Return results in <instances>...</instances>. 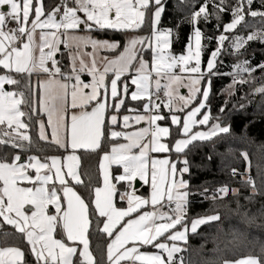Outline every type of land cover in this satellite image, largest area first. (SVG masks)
Returning a JSON list of instances; mask_svg holds the SVG:
<instances>
[{"label":"snow or ice","instance_id":"1","mask_svg":"<svg viewBox=\"0 0 264 264\" xmlns=\"http://www.w3.org/2000/svg\"><path fill=\"white\" fill-rule=\"evenodd\" d=\"M253 3L254 0H236L231 6L228 0L218 3L206 0L194 13L193 21L201 18L208 21L212 15L219 20L220 12H231V21L223 26L224 33H231L245 21L246 15L264 18V11L253 10ZM161 4L162 0H71L69 6V0H62L46 14L43 0H36L35 4L34 0H0V66L9 73L0 75V145L19 148L20 142H32L29 123L22 119L26 115L31 119V115L22 110L27 103L25 92L4 88L5 84H20L11 73L26 77L28 88H32L34 74L48 76L37 82L36 88L43 89V110L59 147L65 150L70 147L73 152L78 149L96 151L106 137L126 141L114 144L103 154L99 165L102 186L93 188L88 202L66 179L70 177L75 184L83 183L78 172L79 157L75 154L64 158L66 165L58 157H46L45 162H41L40 158L31 156L27 164L20 162L18 154L12 162L0 160V228L10 225L23 236L35 264H97L90 250V215L96 216L98 224L102 223L101 231L109 238L107 264H185L184 258L178 257L185 251L178 242L186 243L189 231L196 233L199 226L220 220L219 214L197 217L191 220L189 227L190 192L188 181L184 179V174L189 173L188 160L185 158L183 167L178 169L177 162L170 157L159 159L151 154L173 151L181 154L195 141L230 132L229 126H222L218 117L211 116L208 106L211 76L217 74L213 69L218 57L226 51V41L231 40L230 47L239 53L250 41H264V29L246 37L237 34L230 38L220 34L217 47L203 70L201 41L202 38L210 41L213 37H204L196 27L194 45L188 44L187 54L173 55L168 51L171 31H160L156 27L164 11ZM210 4L214 5L215 13L209 12ZM260 4L264 7V0H260ZM150 8L154 9L151 14L154 39L135 37L122 46L118 41L75 34L82 25L89 31L139 29ZM9 24L15 26L9 27ZM62 44L73 53L68 73L62 71L56 59ZM145 45L151 50V61L143 58ZM87 48L92 51L84 52ZM100 51L113 55L111 58L102 56L98 61ZM259 67L264 68V64ZM235 68L234 83H246L240 74L255 70L247 60L237 63ZM177 69L189 75L178 74ZM81 74L90 75L91 83H85ZM125 76L127 80L122 79ZM129 84L135 86L134 91H129ZM181 87L188 88V96L180 93ZM88 89L90 91H86ZM256 91L264 93V86ZM129 96L132 101H144L142 111L146 114L133 109L134 116L122 115L123 127L127 129L133 123L147 126L131 132L107 131L108 125L114 128L121 123L120 109L125 108ZM162 104L171 114V123L180 130L181 138L171 143L161 142L162 137L171 134L169 127L159 123L167 118L160 111ZM210 120L215 122L210 124ZM197 125L208 126V130L193 131ZM38 127L40 139L47 140L45 122L39 121ZM242 155L248 160L247 153ZM113 166L122 168V173L115 174ZM248 167L250 171V161ZM30 170H34L35 175L30 174ZM233 174H236L235 169ZM137 179L150 184V198L136 195L134 182ZM247 183L255 192V181L249 177ZM219 192L226 196L229 189L222 187ZM121 201L126 206H118ZM147 206L152 210L142 211ZM57 230L62 239L56 238ZM66 241L72 242L71 245ZM145 246L157 251L142 250ZM0 264H27L24 250L17 246L0 247ZM223 264H264V255L249 254Z\"/></svg>","mask_w":264,"mask_h":264},{"label":"trees","instance_id":"2","mask_svg":"<svg viewBox=\"0 0 264 264\" xmlns=\"http://www.w3.org/2000/svg\"><path fill=\"white\" fill-rule=\"evenodd\" d=\"M206 0H163L164 8L161 14L159 27L169 29L173 36V43L178 39L187 42L194 28L193 15ZM218 3L219 0H216ZM236 0H228V4L234 6ZM59 0H44L46 11H50ZM253 10L264 11L260 0H254ZM209 12L215 13L214 5H209ZM247 11V9H245ZM149 10L143 25L133 30L145 35L153 31L151 14ZM231 12H220L219 20L215 15L208 21L202 18L197 21L204 37H213L212 40L204 38L203 61L206 65L211 51L217 47V38L223 31V26L231 21ZM219 24V27H218ZM264 29V18L248 15L245 21L234 31L242 35H248L254 30ZM93 34L100 38L115 39L122 46L125 45L126 30H98L93 29ZM217 60L211 76L212 89L208 106L213 118L218 117L222 126H229L230 132L220 134L210 140L195 141L184 153L181 159H187L189 173L187 181L190 195L188 197L187 218L191 222L193 218L219 214L220 220L201 225L196 233H190L185 244V251L178 255L184 258L185 264H223L224 261L239 259L243 256L264 255V93L256 90L264 86V68L259 63L254 71L244 74L246 83L238 82L234 93L224 97L225 86L234 80L232 61L242 53H233L227 48ZM245 54L258 53L264 61V41H252L243 51ZM63 69L68 68V57L61 53L58 58ZM4 69L0 67V71ZM20 80L19 85H12L16 91H24L27 103L22 110L31 115L28 119V134L31 136V144L20 142L21 147L14 148L10 145H0V160L9 162L17 154L24 158L37 155L41 160L51 155L62 154L65 150L50 140L40 139L38 133V115L34 112V78H31L32 88L26 87L28 79L24 76L11 73ZM221 108L224 110L221 111ZM215 120H210V124ZM208 127V126H206ZM177 126L171 125L169 141L180 137ZM112 139L106 137L100 149L96 151L80 150V172L82 184H75L79 194L86 202L92 199V190L101 182L99 163L101 156L109 150ZM242 153L248 154L245 160ZM177 154V153H176ZM249 161L251 170L249 171ZM233 169L236 174H233ZM251 177L255 181L256 191L247 183ZM222 187L229 189L228 195L219 192ZM215 197V198H214ZM91 211V210H90ZM92 225L89 230L91 248L96 257L97 264H107L106 247L109 238L101 231L102 223L98 224L97 218L90 215ZM103 220V218H100ZM2 246H18L25 252L27 264H34V256L29 252V246L23 236L12 226L4 224L0 228Z\"/></svg>","mask_w":264,"mask_h":264},{"label":"rangeland","instance_id":"3","mask_svg":"<svg viewBox=\"0 0 264 264\" xmlns=\"http://www.w3.org/2000/svg\"><path fill=\"white\" fill-rule=\"evenodd\" d=\"M162 2H163V0H162ZM71 6V5H70ZM161 6L163 7V5L161 4ZM5 10H7V6H5ZM246 11V10H245ZM247 12V11H246ZM80 15L83 17V13H80ZM246 16H248V15H246ZM245 16V17H246ZM160 31H167V30H169V29H163V28H160L159 27V25L158 26H156ZM196 27H198V25H197V21L196 22H194V28H193V31H192V33H191V35H190V38H189V40L187 41V42H184L183 40L181 41V45L178 47V48H176V49H174V46H173V36L171 37V40H172V43H171V48L170 49H168V51H170L173 55H177V56H179V55H186L187 54V51H188V48H187V46H188V44L189 43H192L193 45H194V33H195V28ZM238 27V26H237ZM236 30V29H235ZM235 30H233V32H231V33H224V31H222V33L221 34H225V35H228L230 38L231 37H234L235 35H237V34H239V33H235L234 31ZM262 30V29H261ZM127 31V33H126V43H127V41L129 40V39H131V38H135V37H152L153 39H154V37H153V33H154V31H155V28L153 27V31H152V33L150 34V35H145V34H140V33H138V32H134L133 30H126ZM202 31V30H201ZM257 31H260V30H254V31H252V32H250L249 34H251V33H253V32H257ZM203 33V32H202ZM75 34H77V35H91V36H93V37H95V38H97V39H101V40H109V41H117V40H114V39H110V38H100V37H98V36H96V35H94L91 31H89L88 29H87V27L86 26H84V25H82L81 26V29H78V30H75ZM239 35H241V36H247V35H242V34H239ZM219 37V36H218ZM37 41L39 42V32H38V34H37ZM252 41H250V42H248V44H246L245 46H244V48L243 49H241L240 50V52L239 53H242L241 55L242 56H239V58H236L234 61H232V66H233V70H232V73L234 74V73H236V68H235V65L237 64V63H240V62H242V61H245V60H247L248 62H249V65L252 67V68H256V66L259 64V63H262V64H264V61H263V59H262V57L258 54V53H256V52H253V53H251V54H245L243 51H244V49L251 43ZM73 43H75V42H73ZM230 43H231V40H229L228 42H227V48H230L231 50H232V52L233 53H236L237 54V52H236V50L235 49H233V48H231L230 47ZM201 44H202V56H201V61H202V63H201V67H202V69L203 70H206V65H204V61H203V55H204V47H205V44H204V38H202V41H201ZM217 44H218V38H217ZM126 45V44H125ZM145 47V50H144V52H143V58L144 59H146V60H149V61H151L152 60V53H151V50H149L148 48H147V45H145L144 46ZM61 48H64L66 51H67V57H68V62H69V64H68V69L70 70V65H71V58H72V55H73V53H72V51H70V49L68 48V47H66L65 45H60V50L56 53V55L61 51ZM150 51V55H151V58H148L147 56V51ZM215 49H213L212 51H214ZM83 51L84 52H91L92 50H91V48H87V49H83ZM211 51V52H212ZM224 53V52H223ZM223 53L221 54V55H223ZM112 53L111 52H106V51H100L99 53H98V55H97V59H98V61H99V58L100 57H102V56H108L109 58H111L112 57ZM85 59L87 60L88 59V57L87 56H85ZM209 59H210V56H209ZM208 59V60H209ZM257 61H259V63H257ZM60 66V65H59ZM61 67V66H60ZM77 67H79V65L77 64ZM101 67H102V65H101ZM62 69V68H61ZM177 72H178V74H181V75H183V76H185V77H187V75H189V74H187V73H183V72H181L180 71V69H177ZM4 74H6V73H0V75H4ZM244 74H246V73H241L240 74V78H242V79H244L243 77V75ZM110 77H111V75H110ZM233 77H234V75H233ZM207 78V77H206ZM45 79H48V76L46 75V74H39L38 76H35V78H34V87H33V91H34V97H33V99H34V112L38 115V122L39 121H44L45 122V131H46V135L48 136V139H50L51 138V140H54V138L52 137V135H51V126L47 123V114L44 112V110H43V103H42V100H43V89H42V87H40L39 89H37L36 88V85H37V82H42V81H44ZM81 79L85 82V83H91V76L90 75H87V74H81ZM125 80H127V79H125ZM75 81H72V83H74ZM238 82H235L234 83V80L231 82V83H229V84H227L226 86H225V88H224V90H223V93H224V97L225 98H227L228 96H230L232 93H234V91H235V87H236V84H237ZM12 85H9V84H5L4 85V88H5V90L6 91H16L14 88H12L11 87ZM86 91H90V89H88V90H86ZM179 91H180V93L182 94V95H185V96H188L189 95V90H188V88H186V87H181L180 89H179ZM167 109V108H166ZM168 110V109H167ZM72 110L71 109H69V112H71ZM169 111V110H168ZM23 119V118H22ZM39 128V127H38ZM184 160V159H183Z\"/></svg>","mask_w":264,"mask_h":264},{"label":"crops","instance_id":"4","mask_svg":"<svg viewBox=\"0 0 264 264\" xmlns=\"http://www.w3.org/2000/svg\"><path fill=\"white\" fill-rule=\"evenodd\" d=\"M36 3V0H34V4ZM43 4H44V0H43ZM71 5V1L69 2V6ZM44 8H45V6H44ZM45 12H46V14L49 12H47L46 11V8H45ZM61 17H58V19H60ZM31 19H32V17L30 16V21H31ZM9 27H13V26H15V25H12V24H9L8 25ZM29 26H30V23H29ZM38 32H39V30H38ZM38 32H37V34H38ZM92 32V31H91ZM93 33V32H92ZM141 34V33H140ZM115 40V39H114ZM118 41V40H117ZM181 41H182V39H178L177 41H176V43L175 44H173V46H174V49H176V48H178L181 44ZM119 42V41H118ZM120 43V42H119ZM125 44H126V36H125ZM107 52V51H106ZM61 53H64V54H66L67 55V51L64 49V48H61V51L56 55V59L58 60V58H59V56H60V54ZM148 56V58H151V55H150V51L148 50L147 51V53H146ZM58 56V57H57ZM60 65V64H59ZM61 66V65H60ZM0 67H2V66H0ZM61 68H62V66H61ZM62 71H64L65 73H68L70 70L67 68V69H63L62 68ZM0 73H6V74H9L8 73V70H6V69H4L3 71H0ZM35 76H38L39 74H34ZM111 75V74H110ZM122 79H128V77L127 76H125V77H123ZM135 90V86L134 85H131V84H129V91L131 92V91H134ZM143 105H144V101H132L131 99H130V96L128 97V98H126V105H125V108H121L120 109V114H121V123L120 124H118L117 126H115L114 128H113V126H111V125H108V127H107V131H111V130H116V131H128V132H131V131H135V130H137L138 128H140V127H145V126H147L146 125V123H141L140 125H136V124H131V126L129 127V128H127V129H125L124 127H123V124H122V115H130V116H134L135 114H136V112H133L132 110L133 109H135V110H137L140 114H146V113H144L143 111H142V109H143ZM194 106V105H193ZM127 109V110H126ZM160 111H161V113L162 114H164L167 118L165 119V120H163V121H160L159 123H160V125L162 126V127H169L170 128V131H171V125H174V124H172L171 123V120H170V113H169V111L165 108V107H163V104H162V107H161V109H160ZM200 117L198 116L197 117V119H199ZM131 123V122H130ZM176 126V125H175ZM228 126V125H227ZM197 130H200V131H207L208 130V127H206V126H201V125H197V126H195L194 128H193V131H197ZM38 133H39V128H38ZM169 137L170 136H168V137H162V140H161V142H164V143H171L170 141H169ZM110 138V137H109ZM179 138H181V136L179 137ZM178 138V139H179ZM111 139V138H110ZM47 140H50V141H53L54 142V140H51V138L50 139H47ZM126 141H124L123 139H119V140H112L111 141V143H110V146H109V149H110V147L111 146H113L114 144H116V143H125ZM62 149H64L63 147H61ZM65 150V149H64ZM80 150H83V149H78V150H76L75 152H73V150L69 147L67 150H65L62 154H56V155H51L49 158H51V157H58V158H61V160H62V163L63 164H67V160L66 159H64V158H66L68 155H70V154H75V155H77L78 157H79V167H78V172H79V174H80V176H81V172H80V165H81V157H80V154H79V151ZM109 151V150H108ZM107 151V152H108ZM19 155V154H18ZM154 158H159V159H163V158H165V157H170L171 158V160L173 161V162H177V167H178V169L179 168H182L183 167V165H182V167H180L179 166V160H180V154H176L174 151L173 152H171V153H152L151 154ZM31 156H36V157H38V158H40L39 156H37V155H31ZM31 156H29V157H31ZM103 156V155H102ZM102 156H101V158H100V163H99V165L102 163ZM20 157H21V163H24V164H27L29 161H28V158H24V157H22L21 155H20ZM181 161L183 162V159H181ZM12 162V161H11ZM41 162H45V161H43V160H41ZM48 163H50L51 161H50V159L47 161ZM99 170H100V177H101V182H100V184L98 185V186H102V170L99 168ZM65 171H66V168H65ZM113 172L115 173V174H119V173H122V168H118L117 166H113ZM30 174H32V175H35V172H34V170H30ZM66 179H68L69 180V183H70V185H74V187H75V181H73V180H71V178L70 177H66ZM81 179H82V176H81ZM184 179L187 181V173H185L184 174ZM83 180V179H82ZM139 182V185L137 186L136 185V182ZM115 182V181H114ZM58 183V182H57ZM118 187H119V185H118ZM124 187L125 188H127V184H125L124 185ZM134 187H135V191H136V195H139V196H142V197H144V198H150V195H151V187H150V184H145L144 183V181H141V180H139V179H137L135 182H134ZM75 191H77V189H76V187H75ZM78 192V191H77ZM78 194H79V192H78ZM120 205H124V202H120V204L118 205V206H120ZM124 206H126V205H124ZM30 207V206H29ZM152 210V208H151V206H147L146 208H144V209H142V211H151ZM49 211L50 212H52L53 211V209L50 207V209H49ZM135 215V214H134ZM178 228H179V226H177ZM189 227H190V222H189ZM200 227V226H199ZM198 227V228H199ZM191 232L189 231V233H188V236H187V241H188V238H189V234H190ZM56 235V238H63L62 237V235H61V233H60V231L59 230H57V233L55 234ZM167 235V234H166ZM164 240V238L162 237L161 238V241H163ZM67 242V241H66ZM67 243H69L70 245H71V243L72 242H67ZM108 243H109V241H108ZM179 244H180V246L184 249V247H185V242H178ZM0 247H4V246H2L1 245V239H0ZM18 247V246H17ZM79 248L80 249H82V245H80L79 246ZM90 250L93 252V250H92V248H91V244H90ZM142 250H145V251H149V252H154V251H157L156 249H153V248H150V247H148V246H145V248L144 249H142ZM93 255H94V253H93ZM179 255V254H178ZM95 256V255H94ZM106 258H107V253H106ZM34 259H35V257H34ZM35 264V263H34Z\"/></svg>","mask_w":264,"mask_h":264},{"label":"built area","instance_id":"5","mask_svg":"<svg viewBox=\"0 0 264 264\" xmlns=\"http://www.w3.org/2000/svg\"><path fill=\"white\" fill-rule=\"evenodd\" d=\"M71 0H69V2H70ZM60 3H62V0H59V4ZM50 68L52 67V65H51V62H49V65H48ZM160 96H161V100H163V98H164V93L163 92H161V94H160Z\"/></svg>","mask_w":264,"mask_h":264},{"label":"water","instance_id":"6","mask_svg":"<svg viewBox=\"0 0 264 264\" xmlns=\"http://www.w3.org/2000/svg\"><path fill=\"white\" fill-rule=\"evenodd\" d=\"M57 57H58V56H57ZM136 185H137V186L139 185V182H138V181L136 182Z\"/></svg>","mask_w":264,"mask_h":264}]
</instances>
